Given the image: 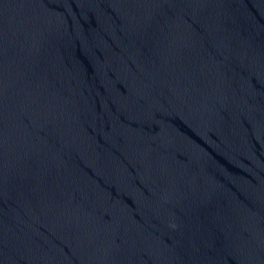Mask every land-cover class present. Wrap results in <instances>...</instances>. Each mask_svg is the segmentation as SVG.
<instances>
[{
	"label": "water",
	"instance_id": "obj_1",
	"mask_svg": "<svg viewBox=\"0 0 264 264\" xmlns=\"http://www.w3.org/2000/svg\"><path fill=\"white\" fill-rule=\"evenodd\" d=\"M0 264H264V0H0Z\"/></svg>",
	"mask_w": 264,
	"mask_h": 264
}]
</instances>
